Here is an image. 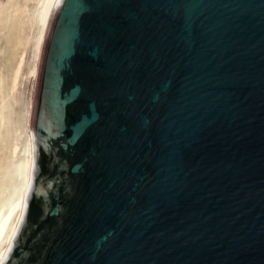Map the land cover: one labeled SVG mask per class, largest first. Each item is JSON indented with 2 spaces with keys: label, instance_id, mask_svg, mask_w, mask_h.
I'll use <instances>...</instances> for the list:
<instances>
[{
  "label": "water",
  "instance_id": "95a60500",
  "mask_svg": "<svg viewBox=\"0 0 264 264\" xmlns=\"http://www.w3.org/2000/svg\"><path fill=\"white\" fill-rule=\"evenodd\" d=\"M28 131L0 264H264V0H61Z\"/></svg>",
  "mask_w": 264,
  "mask_h": 264
},
{
  "label": "bare ground",
  "instance_id": "6f19581e",
  "mask_svg": "<svg viewBox=\"0 0 264 264\" xmlns=\"http://www.w3.org/2000/svg\"><path fill=\"white\" fill-rule=\"evenodd\" d=\"M60 2L0 0V254L15 231L27 190L28 120L34 114L45 46Z\"/></svg>",
  "mask_w": 264,
  "mask_h": 264
},
{
  "label": "snow or ice",
  "instance_id": "6c2138e0",
  "mask_svg": "<svg viewBox=\"0 0 264 264\" xmlns=\"http://www.w3.org/2000/svg\"><path fill=\"white\" fill-rule=\"evenodd\" d=\"M4 259L3 254H0V262H2Z\"/></svg>",
  "mask_w": 264,
  "mask_h": 264
},
{
  "label": "rangeland",
  "instance_id": "374dc122",
  "mask_svg": "<svg viewBox=\"0 0 264 264\" xmlns=\"http://www.w3.org/2000/svg\"><path fill=\"white\" fill-rule=\"evenodd\" d=\"M27 85L29 86V88H30V86H31V84L30 83H27ZM28 88V87H27Z\"/></svg>",
  "mask_w": 264,
  "mask_h": 264
}]
</instances>
